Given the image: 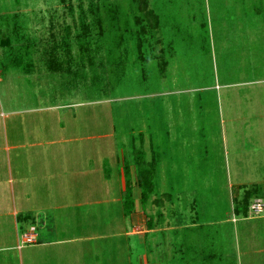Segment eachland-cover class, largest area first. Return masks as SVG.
Returning a JSON list of instances; mask_svg holds the SVG:
<instances>
[{
	"label": "rangeland",
	"instance_id": "obj_1",
	"mask_svg": "<svg viewBox=\"0 0 264 264\" xmlns=\"http://www.w3.org/2000/svg\"><path fill=\"white\" fill-rule=\"evenodd\" d=\"M147 1L161 24L144 40L159 44L144 47L141 59L133 26L118 22L131 15L118 9L124 0H0L7 264H29L36 251V239L18 250L16 227L3 214L45 204V193L28 199L18 180L19 169L38 164L63 174L61 188L81 177L70 197L87 203L88 215L60 227L102 236L95 246L79 243L96 250L100 264H264L259 220H227L231 194L249 202L251 216L261 214L252 206L264 186L238 183L264 177V0ZM142 172L154 183L146 201ZM37 230L30 224L22 236L36 238Z\"/></svg>",
	"mask_w": 264,
	"mask_h": 264
},
{
	"label": "crops",
	"instance_id": "obj_2",
	"mask_svg": "<svg viewBox=\"0 0 264 264\" xmlns=\"http://www.w3.org/2000/svg\"><path fill=\"white\" fill-rule=\"evenodd\" d=\"M150 6V8L153 7L152 4H150ZM154 14L156 13L154 12ZM158 21L160 26L161 23L159 18ZM155 31L159 32L160 30L158 28ZM146 43H149L146 44V47L156 46L157 44H159L155 41ZM43 156L46 157V155ZM32 158L33 157L31 156L28 157L27 161L29 162ZM17 160L24 161V159L22 158H19ZM18 166H20V164H18ZM40 167L41 165L38 164L37 166L35 165L33 167L34 169L30 171L19 169L18 180L22 181V183L26 182L27 187L24 193L32 194L26 196V198L28 199L34 194H37L36 196L40 198V194L38 193H45V195L43 196L45 197L44 199H46L45 204L35 203L31 206L22 204V207L20 208L15 204L14 207H12L11 210L8 211V213H5L4 211L3 214L9 216V218L11 219L8 220L14 223L16 227L17 240L19 243L17 247L18 250L23 252L24 247L23 245H20L22 240L21 236L24 233L25 229L28 227V225L33 224L35 226H38L36 242L32 243V247L35 246V248H33V251H36L34 252L32 260H30L29 264H86V261L87 264H100L99 261L101 257L99 254H96L98 252L93 249L83 250L82 248H79V243L83 242L85 244H88L89 246L90 244L91 246H95V242L103 239L102 236L101 238H99L97 237V234L93 233L87 234L77 232L74 233L71 231L69 232L68 229H63L60 227V224H62L63 226H69L71 224H75L76 226L80 224L82 225L81 219H85V217L88 215L87 211L85 210L87 203H84L81 199L78 200L77 196L75 197V200L74 197H70V193H78L80 191L79 188L82 185L81 177L77 175H71L72 179L70 180L68 178L70 185L67 182H64L65 187L61 188L63 184V181H61L63 174H58L55 171L40 170ZM68 173L69 172L65 173L66 177H70V174ZM85 183L86 181L83 182V184ZM246 184H257L262 187L264 186V177L258 181H241L240 183H238V185L240 186ZM238 194L239 193H237L236 196H238ZM63 195H66L68 201H61ZM258 195H260L259 192H257V196ZM262 196L263 197H260L264 201V195ZM69 198L72 199V203L69 202ZM231 198L232 212L234 216L232 219L227 220L237 222L238 219L241 217H256L259 220L258 224H261L260 226L263 227L261 231H258V233L262 232L263 234L260 239H264V212L260 215L251 216L248 211L249 202L239 201L234 194H231ZM234 198L235 200H237V202L234 201ZM71 209L75 210L72 211ZM66 211L67 213H65ZM91 214L96 215L95 213H90V215ZM4 220L6 219H3V221ZM7 250V248L3 249L0 247V264H7ZM261 253L264 255V248L261 249L258 254ZM21 261L23 264L24 259L22 258Z\"/></svg>",
	"mask_w": 264,
	"mask_h": 264
},
{
	"label": "trees",
	"instance_id": "obj_3",
	"mask_svg": "<svg viewBox=\"0 0 264 264\" xmlns=\"http://www.w3.org/2000/svg\"><path fill=\"white\" fill-rule=\"evenodd\" d=\"M142 2H143V4H142ZM124 4H125V0H124L123 4H119L118 9L122 10V8L128 7L129 11L131 12L130 13L131 15H129L128 21L123 22V20H122L123 18H121L122 21L118 20V22L120 25H122V24L130 25L131 24L133 26L134 30L130 31V32H131V35L134 34L135 49L138 50L137 52H138L140 58L142 59L144 57V54H143V51H141V50L144 47H146V41L144 40V38L147 34H152V33L156 32L155 30H157L159 28L158 16L155 15L153 10L148 7V1L147 0H127L126 4H125L126 6ZM121 16H123V15H121ZM131 19H133V20L131 21ZM83 27H82V29H84V31H86V33L88 32L87 34H89L90 29H89L88 25L85 24ZM81 34H83V32H81ZM66 40H63L62 42L67 47L70 40H68V39H66ZM122 41H124V40H122ZM119 55H120L119 59H121V57L123 59L125 58L121 53ZM126 57H127V55H126ZM142 156L143 155H141V158H142ZM127 182H128L127 183V197H126L127 199L124 201V211H125L126 215H130L133 212V210L135 209V199L133 198L132 182L130 179H128ZM138 186L142 190L143 201H146V198L148 197L149 193L154 190L153 176L150 173H144V172L140 173V175L138 177Z\"/></svg>",
	"mask_w": 264,
	"mask_h": 264
},
{
	"label": "built area",
	"instance_id": "obj_4",
	"mask_svg": "<svg viewBox=\"0 0 264 264\" xmlns=\"http://www.w3.org/2000/svg\"><path fill=\"white\" fill-rule=\"evenodd\" d=\"M252 210L254 211V212H257V213H262V212H264V202L263 201H259V202H256L253 206H252ZM34 234H31V235H29V234H25V235H23L22 236V238H24V240H21V242H22V245L23 244H28V243H26V242H33L34 241V239H36V238H34Z\"/></svg>",
	"mask_w": 264,
	"mask_h": 264
}]
</instances>
